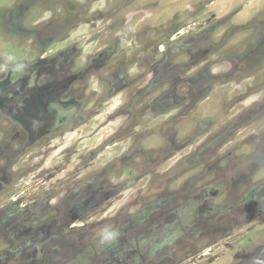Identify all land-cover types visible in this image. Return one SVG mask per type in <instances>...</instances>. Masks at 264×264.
Returning <instances> with one entry per match:
<instances>
[{
  "label": "rangeland",
  "instance_id": "374dc122",
  "mask_svg": "<svg viewBox=\"0 0 264 264\" xmlns=\"http://www.w3.org/2000/svg\"><path fill=\"white\" fill-rule=\"evenodd\" d=\"M256 250L264 0H0V264Z\"/></svg>",
  "mask_w": 264,
  "mask_h": 264
},
{
  "label": "flooded vegetation",
  "instance_id": "af4514ba",
  "mask_svg": "<svg viewBox=\"0 0 264 264\" xmlns=\"http://www.w3.org/2000/svg\"><path fill=\"white\" fill-rule=\"evenodd\" d=\"M243 201H245V200L243 199ZM25 205H23V207H25ZM142 213H144V211H142ZM161 217L166 218V215H161L158 218L160 219ZM133 218L139 219V215H136L135 217L129 216L128 220L130 223L133 222ZM136 223H138V222H133V225H135ZM163 223H164L163 227H166V223L165 222H163ZM120 228H121V230L118 232V235L119 236L121 235V238H122V242H120V244H121V246H125V249L128 250L127 254H128L129 258L134 257V258H141V260L144 259L143 256L145 255V249L146 248H143L142 240H139V238L136 237L135 232L133 230L134 228H131L129 226V224L126 228L124 226V228L126 229L125 231L122 230V229H124V228H122V226ZM158 228L159 227H157V230H158ZM152 232H153V230H147L146 235L143 237V243H146L145 245H147L146 247L149 249L152 247L150 245V242L147 241V239L153 238L158 233L160 235H163L164 229L158 230L155 233H152ZM123 236L125 237L124 240H123ZM118 239H119V237H118ZM148 245H149V247H148ZM119 257H117V258H119ZM39 261H42V260L39 259ZM234 264H264V253L260 252L259 250H256L254 252H247V254H242L240 256V258Z\"/></svg>",
  "mask_w": 264,
  "mask_h": 264
},
{
  "label": "clouds",
  "instance_id": "9594fccd",
  "mask_svg": "<svg viewBox=\"0 0 264 264\" xmlns=\"http://www.w3.org/2000/svg\"><path fill=\"white\" fill-rule=\"evenodd\" d=\"M46 58V57H45ZM45 58H43V59H45ZM43 59H40V60H43ZM39 61V60H38ZM72 83H74V81H72ZM110 211V210H109ZM105 215H108V213H105Z\"/></svg>",
  "mask_w": 264,
  "mask_h": 264
},
{
  "label": "crops",
  "instance_id": "0c3cea01",
  "mask_svg": "<svg viewBox=\"0 0 264 264\" xmlns=\"http://www.w3.org/2000/svg\"><path fill=\"white\" fill-rule=\"evenodd\" d=\"M175 144H176V143H175ZM174 147H178V145H177V146L174 145ZM182 148H183V147H182ZM173 152H174V151H173Z\"/></svg>",
  "mask_w": 264,
  "mask_h": 264
}]
</instances>
